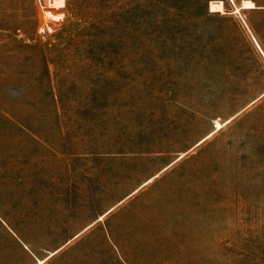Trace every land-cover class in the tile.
Returning a JSON list of instances; mask_svg holds the SVG:
<instances>
[{
    "label": "rangeland",
    "instance_id": "374dc122",
    "mask_svg": "<svg viewBox=\"0 0 264 264\" xmlns=\"http://www.w3.org/2000/svg\"><path fill=\"white\" fill-rule=\"evenodd\" d=\"M244 1L0 0V264H264Z\"/></svg>",
    "mask_w": 264,
    "mask_h": 264
},
{
    "label": "bare ground",
    "instance_id": "6f19581e",
    "mask_svg": "<svg viewBox=\"0 0 264 264\" xmlns=\"http://www.w3.org/2000/svg\"><path fill=\"white\" fill-rule=\"evenodd\" d=\"M257 6L255 5V3L253 2V1H251V0H246V1H244V3H243V8H249V9H252V8H256ZM237 10H239L240 11V8H237ZM221 126V124L220 123H218L217 124V127H220ZM44 262V260H41L40 262H39V264H41V263H43Z\"/></svg>",
    "mask_w": 264,
    "mask_h": 264
},
{
    "label": "built area",
    "instance_id": "2783aa9c",
    "mask_svg": "<svg viewBox=\"0 0 264 264\" xmlns=\"http://www.w3.org/2000/svg\"><path fill=\"white\" fill-rule=\"evenodd\" d=\"M53 1H55V0H53ZM44 30V29H43Z\"/></svg>",
    "mask_w": 264,
    "mask_h": 264
}]
</instances>
